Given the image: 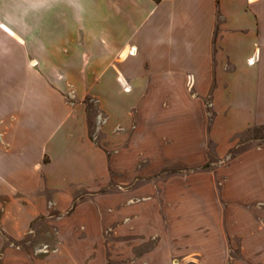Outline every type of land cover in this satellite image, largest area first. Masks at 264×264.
I'll use <instances>...</instances> for the list:
<instances>
[{"label":"crops","instance_id":"obj_1","mask_svg":"<svg viewBox=\"0 0 264 264\" xmlns=\"http://www.w3.org/2000/svg\"><path fill=\"white\" fill-rule=\"evenodd\" d=\"M259 126L264 0H0V264H264V144L131 184Z\"/></svg>","mask_w":264,"mask_h":264},{"label":"rangeland","instance_id":"obj_2","mask_svg":"<svg viewBox=\"0 0 264 264\" xmlns=\"http://www.w3.org/2000/svg\"><path fill=\"white\" fill-rule=\"evenodd\" d=\"M69 102L78 103L86 108L87 123L89 125L90 137L91 139H94L96 142L101 143V140H102L101 127L107 122V115L101 108L100 101H98L97 99H93L91 97H86L84 100L77 101L76 99H72ZM204 105L208 112L206 115V119H207L206 124H207V127L210 128L215 118V115H213V111L211 110L209 98L204 100ZM237 139L239 143L238 146L230 147L229 149H227V151L222 153L221 157H219L218 155L217 147L214 144H210L207 161L205 162L204 165L198 168L197 167L188 168L181 164H173L172 166L163 169L159 175H155L153 177H148V178L143 177V178L132 181L131 184L132 186H137V187L141 186V188L151 187L153 191H155V193L157 194V188H159V184L162 182H166V180L171 177H174V179L181 181L183 183L184 181L183 179L187 175H193L194 173H197L199 171H205V172L212 171L214 168L218 166L224 167L228 165L229 162L233 159V157L236 156L237 154H240L241 152L246 151L257 145L264 144V126L249 128L246 131H244L242 134L238 135ZM148 164H149V158H146V159L141 160L139 167L142 169L143 167H146ZM114 188H115V185L114 187L113 186L111 187V190L114 191ZM100 192H102V190ZM77 197H79L80 199H83L85 196L78 195ZM155 197L156 196L154 195V196H149L146 199H136V200L137 202L140 200L150 201L153 198L154 202H156V204L159 207L161 206L160 205L161 203L163 204L165 203L163 197H158L157 199H155ZM48 207L50 209L49 216L52 219L61 217V215L55 209H53L54 207L53 203L51 204V202H49ZM259 207H264V204H259ZM33 229H35L38 232L44 231L45 233L51 230L50 228L45 227L39 231L36 226ZM112 232H113L112 228L108 229L107 232H105V235H106L105 237L107 241L105 242L107 252H109L110 249L116 250V251L120 250V247L118 245L116 244L109 245L108 243L109 240L113 239ZM32 235H34L33 232L29 233V238L27 239V241L32 242V238H33V237L31 238ZM38 250L41 253H48L54 249H52V245H50L49 243L48 244L46 243V244L39 245ZM141 250L144 251V248ZM107 264H118V262L115 261L114 263H112L108 261ZM174 264H178V261L175 260Z\"/></svg>","mask_w":264,"mask_h":264}]
</instances>
